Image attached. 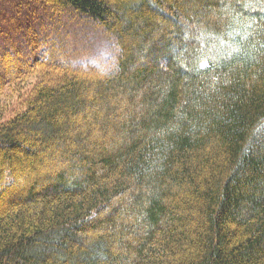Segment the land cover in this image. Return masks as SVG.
Returning a JSON list of instances; mask_svg holds the SVG:
<instances>
[{"label": "trees", "instance_id": "16d2710c", "mask_svg": "<svg viewBox=\"0 0 264 264\" xmlns=\"http://www.w3.org/2000/svg\"><path fill=\"white\" fill-rule=\"evenodd\" d=\"M20 3L0 264H264V0ZM66 22L107 54L73 59Z\"/></svg>", "mask_w": 264, "mask_h": 264}, {"label": "rangeland", "instance_id": "374dc122", "mask_svg": "<svg viewBox=\"0 0 264 264\" xmlns=\"http://www.w3.org/2000/svg\"><path fill=\"white\" fill-rule=\"evenodd\" d=\"M19 3L20 0H0V28L5 29L6 37L12 41L21 38V34L16 27L19 25L18 21L21 20L20 18H23L28 12L24 6L25 4ZM20 6L21 8H19ZM66 23L63 28L62 42L64 41L70 48V54L73 59L83 57L84 61V58H89L93 55L100 54L104 57L107 54V42L94 27L87 23L80 26ZM181 255L178 254L177 257Z\"/></svg>", "mask_w": 264, "mask_h": 264}]
</instances>
